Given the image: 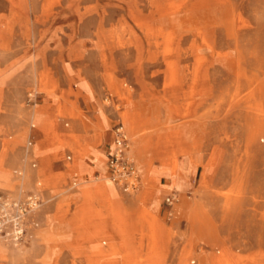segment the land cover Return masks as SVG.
<instances>
[{"label": "rangeland", "instance_id": "1", "mask_svg": "<svg viewBox=\"0 0 264 264\" xmlns=\"http://www.w3.org/2000/svg\"><path fill=\"white\" fill-rule=\"evenodd\" d=\"M104 116L136 192L94 164ZM0 217V264H264V0H0Z\"/></svg>", "mask_w": 264, "mask_h": 264}, {"label": "built area", "instance_id": "2", "mask_svg": "<svg viewBox=\"0 0 264 264\" xmlns=\"http://www.w3.org/2000/svg\"><path fill=\"white\" fill-rule=\"evenodd\" d=\"M114 144L109 148L108 152V171L114 183L119 185L122 190L127 193H133L140 190V175L138 172L135 160L132 159L129 152V138L128 134L122 123L116 124L113 128ZM167 203L171 204V198H167ZM43 199L41 193H34L28 196L25 201L19 202L14 205L16 213L13 217L4 216L3 218H16L14 219V226L16 228L15 234L18 238H22L24 234L23 224L27 216L37 210ZM1 218V217H0ZM0 224V229H1Z\"/></svg>", "mask_w": 264, "mask_h": 264}, {"label": "bare ground", "instance_id": "3", "mask_svg": "<svg viewBox=\"0 0 264 264\" xmlns=\"http://www.w3.org/2000/svg\"><path fill=\"white\" fill-rule=\"evenodd\" d=\"M35 117H37L39 119V122L41 124L43 133L45 135H47V136H50L51 138L56 139L55 138L56 137L55 133H54L53 128H52V124L48 121L46 115L43 113V109L42 108L38 107L35 110L34 118ZM123 119H124V122L129 127L130 132L132 133L133 136H135L138 133V131H139V130H137V127H139V125H143V122L145 121L144 116L143 115H138L137 113L132 112L131 111V107L127 108L126 112L123 113ZM101 120H102V124L104 125L105 130H103V131L100 130L101 132H99V134L96 135V140H98L100 144H102L103 140H108V141L110 140L111 141V139L114 136V133L111 134V128H109V117L108 116H104V117H102ZM146 129H147V127H144L142 130H146ZM145 139L147 140L146 137H145ZM113 140H114V138H113ZM76 154L79 155L78 152ZM128 154H129V152H128ZM133 154L139 159L143 157V143H142V141L137 140L136 138H135V145H134V148H133ZM167 161H166V165H170V162L173 163V161H174L176 163L177 160L175 161V159H172V160L170 159V160H167ZM106 169H107V166H106ZM83 170L88 175L89 169L87 167L83 166ZM107 172H108V170H107ZM90 182H91V179H90V176H89V181L87 183H90ZM76 185L77 184L74 183L73 186H76ZM149 190H150V188L147 187V191L144 192L137 201H139V200L141 201V199L144 198V197H146V200H148L151 197L154 198L155 194H151ZM96 191L100 195L103 196V191L101 189H97ZM109 205H110V202L106 201L105 206L109 207ZM100 228H99V226L96 225L94 239H97V237L99 236V233L101 232ZM0 238H3V237H0ZM93 245H94L95 249L99 250V245H97L96 243H93ZM15 248L16 247L14 246L10 252H13L15 250Z\"/></svg>", "mask_w": 264, "mask_h": 264}, {"label": "crops", "instance_id": "4", "mask_svg": "<svg viewBox=\"0 0 264 264\" xmlns=\"http://www.w3.org/2000/svg\"><path fill=\"white\" fill-rule=\"evenodd\" d=\"M98 112H101V110H98ZM101 113H103V112H101ZM99 119H100V117H99ZM109 127L111 128V131L113 132V129H112V127L110 126V123H109ZM94 134H95V133H94ZM94 134H93V135H84L83 137H86L87 140H88L89 142H93V141H94V138H95ZM113 138H114V136H113ZM113 138L111 139L110 144L107 143V145L105 146L104 151L101 150L100 148H98V150L101 151L102 154H99V157H97L96 160H95V162H94V164L97 165V167H98L99 169H101L102 171L106 172V174H108L107 169H106V158L108 157L109 148L113 147V144H114V140H113ZM112 143H113V144H112ZM99 146H100V145H99ZM70 159H71V158L68 157V160H70ZM83 182H85V181H83ZM170 182H171V179H170ZM112 183H113V182H112ZM40 184H41V183H40ZM141 184H142V183H141ZM41 185H42V184H41ZM41 185H38V186H41ZM170 185H171V184H170ZM38 193L43 194L44 191H41V190H40V192H38Z\"/></svg>", "mask_w": 264, "mask_h": 264}]
</instances>
